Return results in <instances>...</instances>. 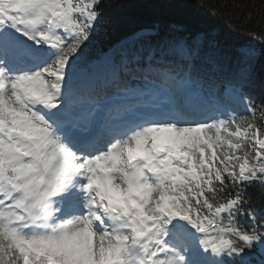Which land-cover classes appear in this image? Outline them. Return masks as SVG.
Wrapping results in <instances>:
<instances>
[{
    "label": "snow or ice",
    "instance_id": "1",
    "mask_svg": "<svg viewBox=\"0 0 264 264\" xmlns=\"http://www.w3.org/2000/svg\"><path fill=\"white\" fill-rule=\"evenodd\" d=\"M102 15L101 0H0V264H257V248L264 264L248 194L264 188V98L246 93L264 27L233 45L195 15L156 24L115 44L100 79L83 54ZM222 51L228 76L206 88L199 66Z\"/></svg>",
    "mask_w": 264,
    "mask_h": 264
},
{
    "label": "trees",
    "instance_id": "2",
    "mask_svg": "<svg viewBox=\"0 0 264 264\" xmlns=\"http://www.w3.org/2000/svg\"><path fill=\"white\" fill-rule=\"evenodd\" d=\"M103 8L101 30L93 36L84 51L85 65L109 54V50L119 41L129 37L132 33L159 24L167 30L173 23H179L188 16L195 15L204 22V26L214 29L221 35H228L233 45L248 40L246 33L251 28L264 27V2L262 0H189L186 7L177 14L161 13L149 9L143 0H101ZM211 13H215L212 15ZM251 13L249 19L248 14ZM229 28L234 31L229 32ZM220 59V65L209 72L202 65L208 75L226 79L228 72L224 68L226 52L215 54ZM255 85L247 92L253 96L257 104L264 98L259 84L264 68H256ZM247 118V115H243ZM257 120L261 117L257 113ZM253 204L264 210V188L254 185L248 189ZM259 256L256 250L252 253Z\"/></svg>",
    "mask_w": 264,
    "mask_h": 264
},
{
    "label": "rangeland",
    "instance_id": "3",
    "mask_svg": "<svg viewBox=\"0 0 264 264\" xmlns=\"http://www.w3.org/2000/svg\"><path fill=\"white\" fill-rule=\"evenodd\" d=\"M107 67V64L105 63V65L104 66H102V67H100V66H98V68H99V71H101L102 69H105Z\"/></svg>",
    "mask_w": 264,
    "mask_h": 264
}]
</instances>
